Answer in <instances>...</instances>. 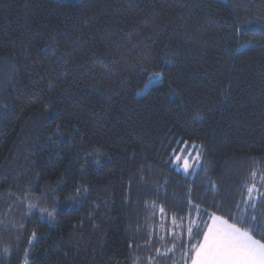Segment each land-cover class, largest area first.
Wrapping results in <instances>:
<instances>
[{
	"label": "trees",
	"instance_id": "16d2710c",
	"mask_svg": "<svg viewBox=\"0 0 264 264\" xmlns=\"http://www.w3.org/2000/svg\"><path fill=\"white\" fill-rule=\"evenodd\" d=\"M180 140L204 150L187 176ZM253 171L264 0H0V264H183L157 249L189 201L236 211Z\"/></svg>",
	"mask_w": 264,
	"mask_h": 264
},
{
	"label": "snow or ice",
	"instance_id": "6c2138e0",
	"mask_svg": "<svg viewBox=\"0 0 264 264\" xmlns=\"http://www.w3.org/2000/svg\"><path fill=\"white\" fill-rule=\"evenodd\" d=\"M178 143L184 147L172 150L174 163L177 167H182L185 173L191 174L189 169L194 173L200 166L203 147L185 140ZM256 178L257 172L253 171L250 182L242 185L241 198L234 203L236 211L221 215L214 211L209 214L207 210L201 211L198 205H192L189 201V216L194 208L199 223L196 219H190L185 230L186 235L185 232L172 231V247L164 253L157 249V254L167 256L169 252H174L176 241L180 240L183 264H264V219L256 214L258 202L264 201V174L260 175L259 183ZM152 206L156 207L154 202ZM34 207L35 205H29L30 210ZM159 211L163 214L164 207L160 206ZM47 215L54 218L51 212ZM205 216L206 220L203 219ZM180 220L183 221L184 217H180ZM172 224L182 227V224H177L176 216L172 217ZM35 239L36 233L33 232L28 243L31 245ZM160 239L164 240L165 237L161 236ZM24 264H28L27 258Z\"/></svg>",
	"mask_w": 264,
	"mask_h": 264
},
{
	"label": "rangeland",
	"instance_id": "374dc122",
	"mask_svg": "<svg viewBox=\"0 0 264 264\" xmlns=\"http://www.w3.org/2000/svg\"><path fill=\"white\" fill-rule=\"evenodd\" d=\"M54 1H64V2H78V1H80V0H54ZM159 83H161V79L160 78H158V77H156V76H152L151 77V79H149V81H148V83H147V85L145 86V88L142 90V91H140L139 93H138V96H143V95H145L152 87H154V86H156V85H158ZM184 147V145L181 147V148H183ZM189 151H192V149L191 148H189ZM195 155V153L193 152V156ZM201 162V161H200ZM171 165H172V168L176 171V172H179V173H181V174H183V175H185V176H187V175H190V174H188V173H185L184 171H183V168L182 167H177L176 166V164L174 163V158H173V156H172V162H171ZM198 168V167H197ZM196 168V169H197ZM189 173H193L192 172V169H189ZM191 219H196V221L198 220V218H197V215L196 214H191ZM197 223H199V220L197 221ZM153 263H155V261H153ZM24 264V263H23Z\"/></svg>",
	"mask_w": 264,
	"mask_h": 264
}]
</instances>
